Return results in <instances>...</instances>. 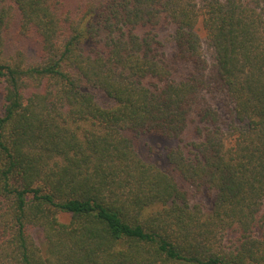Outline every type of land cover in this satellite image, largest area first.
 <instances>
[{
    "label": "trees",
    "instance_id": "trees-1",
    "mask_svg": "<svg viewBox=\"0 0 264 264\" xmlns=\"http://www.w3.org/2000/svg\"><path fill=\"white\" fill-rule=\"evenodd\" d=\"M0 264H264V0H0Z\"/></svg>",
    "mask_w": 264,
    "mask_h": 264
},
{
    "label": "rangeland",
    "instance_id": "rangeland-1",
    "mask_svg": "<svg viewBox=\"0 0 264 264\" xmlns=\"http://www.w3.org/2000/svg\"><path fill=\"white\" fill-rule=\"evenodd\" d=\"M169 46V41L167 43ZM18 49H25L31 58L35 55V46L31 41L19 37L17 34L9 33L7 37V54H12ZM178 140H172L153 133H142L137 137V144L144 157L155 162H165L167 149L175 146ZM207 202V198L203 197Z\"/></svg>",
    "mask_w": 264,
    "mask_h": 264
}]
</instances>
